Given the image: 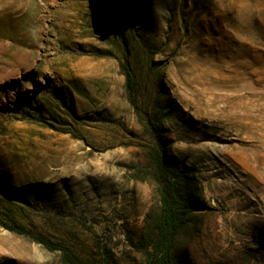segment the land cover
I'll return each mask as SVG.
<instances>
[{
	"label": "rangeland",
	"instance_id": "374dc122",
	"mask_svg": "<svg viewBox=\"0 0 264 264\" xmlns=\"http://www.w3.org/2000/svg\"><path fill=\"white\" fill-rule=\"evenodd\" d=\"M140 118L196 168L174 263L264 264V0H0V264H141Z\"/></svg>",
	"mask_w": 264,
	"mask_h": 264
},
{
	"label": "trees",
	"instance_id": "16d2710c",
	"mask_svg": "<svg viewBox=\"0 0 264 264\" xmlns=\"http://www.w3.org/2000/svg\"><path fill=\"white\" fill-rule=\"evenodd\" d=\"M126 46V42L123 43ZM126 87L130 94L135 88V75L129 58L122 63ZM137 112L139 108H136ZM140 114V113H139ZM141 116V115H140ZM142 117V116H141ZM144 131L147 132L150 146L149 153L143 168L139 169L136 180L152 181L159 200V210L155 220L147 227L145 234L131 245L141 264H175L173 250L175 239L185 224L186 217L197 207L194 204V185L197 182L196 168L178 160L167 152V142L157 132L153 123L140 118ZM0 195L9 201H17L18 197L12 194V188L0 185ZM6 224L8 229L19 234L34 237L39 243L51 252L62 251L66 258V249L55 244L44 236H35L31 231L19 226L14 220ZM67 264H77L69 258Z\"/></svg>",
	"mask_w": 264,
	"mask_h": 264
},
{
	"label": "bare ground",
	"instance_id": "6f19581e",
	"mask_svg": "<svg viewBox=\"0 0 264 264\" xmlns=\"http://www.w3.org/2000/svg\"><path fill=\"white\" fill-rule=\"evenodd\" d=\"M78 33V32H77ZM72 48V47H71ZM210 75V74H209ZM221 77V76H220ZM214 78V77H213ZM238 80V79H237ZM261 81V80H260ZM204 83V82H203ZM242 86V85H241ZM256 113V112H255ZM264 164V163H263Z\"/></svg>",
	"mask_w": 264,
	"mask_h": 264
}]
</instances>
